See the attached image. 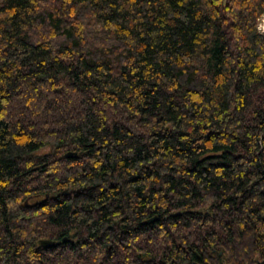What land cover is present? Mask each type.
<instances>
[{
	"label": "trees",
	"instance_id": "obj_1",
	"mask_svg": "<svg viewBox=\"0 0 264 264\" xmlns=\"http://www.w3.org/2000/svg\"><path fill=\"white\" fill-rule=\"evenodd\" d=\"M263 13L0 0V264H264Z\"/></svg>",
	"mask_w": 264,
	"mask_h": 264
},
{
	"label": "water",
	"instance_id": "obj_2",
	"mask_svg": "<svg viewBox=\"0 0 264 264\" xmlns=\"http://www.w3.org/2000/svg\"><path fill=\"white\" fill-rule=\"evenodd\" d=\"M65 156H74V155H77V153L75 151H66L64 153ZM57 194V192H55ZM155 217L153 218H149L148 221H151L153 220ZM40 243L46 245V246H49V245H53L55 243L54 240H51L49 238H41L40 240Z\"/></svg>",
	"mask_w": 264,
	"mask_h": 264
},
{
	"label": "rangeland",
	"instance_id": "obj_3",
	"mask_svg": "<svg viewBox=\"0 0 264 264\" xmlns=\"http://www.w3.org/2000/svg\"><path fill=\"white\" fill-rule=\"evenodd\" d=\"M258 27L259 29L264 33V13L261 15V17L259 18V23H258ZM48 147H44L41 150L45 151L47 150Z\"/></svg>",
	"mask_w": 264,
	"mask_h": 264
}]
</instances>
